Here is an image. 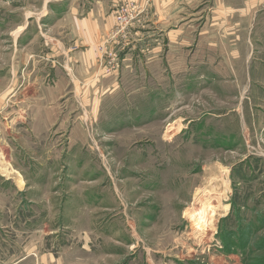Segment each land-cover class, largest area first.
<instances>
[{
	"label": "rangeland",
	"instance_id": "rangeland-1",
	"mask_svg": "<svg viewBox=\"0 0 264 264\" xmlns=\"http://www.w3.org/2000/svg\"><path fill=\"white\" fill-rule=\"evenodd\" d=\"M171 1L0 0V264H264V0Z\"/></svg>",
	"mask_w": 264,
	"mask_h": 264
},
{
	"label": "crops",
	"instance_id": "crops-1",
	"mask_svg": "<svg viewBox=\"0 0 264 264\" xmlns=\"http://www.w3.org/2000/svg\"><path fill=\"white\" fill-rule=\"evenodd\" d=\"M180 0H172L171 2L173 3H178ZM185 2L184 5H186L187 7H190L192 5L190 4H193V1H189V0H184ZM167 2V1H166ZM182 2V1H180ZM190 2V3H189ZM169 2H167L168 4ZM240 4L238 3H222V5L218 4V10L217 12H215L216 14V17L215 19H219V18H226L228 21L230 19L229 16H233V14L236 12V11H239V10H242L244 9V2H239ZM254 5L252 4V6H250L249 9H247V15H249L253 10H255L257 8V5H258V0H254ZM246 11V9H244ZM206 10H203L201 13L199 14H202V13H205ZM219 15V16H218ZM246 15V16H247ZM193 16V15H192ZM167 17H169V15L166 17H164L163 15H161V17H159V22L163 23L162 28L164 29V26L165 24H169L171 22V20H169ZM240 17H243V16H240ZM231 21L233 19H230ZM195 20H191L189 23H186L185 25L183 26H180L178 29H175V28H171L170 30L167 31L166 34H162L160 35V37H167L169 40H170V53H168L170 56H172V58L168 59L169 62L172 61L171 63V68H172V65L173 64H178V63H182V64H189V61L191 58H195L197 57V54L196 56H193L191 55L192 52L188 53L186 51H184L186 48H188L189 46H191V38L192 35H190L189 32H192L193 34V31L194 30H190L191 27L190 24L192 22H194ZM171 24V23H170ZM93 26V25H92ZM94 28V27H93ZM92 28V32L90 33V35H86L85 37V40L86 41H90V45L92 44V46L96 47V44L98 43V40L100 39L101 35L104 33V32H101L100 29H99V26L98 28ZM215 31L213 29H209L208 31L207 30H202V33L200 34L201 35V40H204L206 41V43L208 44L209 47H215L216 44H213V42H217L215 41V38L211 36V34H213ZM94 43V44H93ZM232 49V47H230V50ZM87 51L84 52L85 55H87V61H84L82 56H81V62H83L84 65V68L88 67L91 69V72L88 73V70L86 71V73L90 74V77L93 76V73L96 68V53H95V49L91 48L89 49H86ZM181 52H185L184 55H182L180 57V55L182 53ZM161 52V51H160ZM194 52V51H193ZM193 54V53H192ZM233 59L237 62L238 61V58L235 57V56H232ZM167 76H169L171 79L172 78H175L178 76V73H167ZM168 77V78H169Z\"/></svg>",
	"mask_w": 264,
	"mask_h": 264
},
{
	"label": "built area",
	"instance_id": "built-area-1",
	"mask_svg": "<svg viewBox=\"0 0 264 264\" xmlns=\"http://www.w3.org/2000/svg\"><path fill=\"white\" fill-rule=\"evenodd\" d=\"M134 13H136V9L135 3L133 2H124L123 4L117 7L115 12V25L118 30L117 35L120 33H126L127 29L132 25L131 23H133L136 18V16H134ZM110 40L106 41L104 44L101 45L102 52H104L105 49L107 50V46L110 45Z\"/></svg>",
	"mask_w": 264,
	"mask_h": 264
},
{
	"label": "bare ground",
	"instance_id": "bare-ground-1",
	"mask_svg": "<svg viewBox=\"0 0 264 264\" xmlns=\"http://www.w3.org/2000/svg\"><path fill=\"white\" fill-rule=\"evenodd\" d=\"M227 207H225V209H227ZM202 209H203L202 207H200V208L199 207L198 208H193L192 210L189 211V214H190L191 217H194L195 215L203 214Z\"/></svg>",
	"mask_w": 264,
	"mask_h": 264
}]
</instances>
